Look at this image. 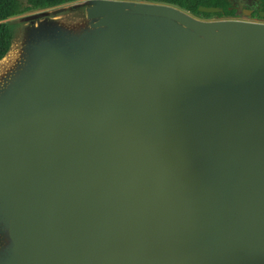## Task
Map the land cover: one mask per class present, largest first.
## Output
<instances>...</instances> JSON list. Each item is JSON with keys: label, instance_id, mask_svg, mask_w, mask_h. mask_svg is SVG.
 Segmentation results:
<instances>
[{"label": "water", "instance_id": "water-1", "mask_svg": "<svg viewBox=\"0 0 264 264\" xmlns=\"http://www.w3.org/2000/svg\"><path fill=\"white\" fill-rule=\"evenodd\" d=\"M12 39L0 264H264V23L79 0Z\"/></svg>", "mask_w": 264, "mask_h": 264}, {"label": "trees", "instance_id": "trees-1", "mask_svg": "<svg viewBox=\"0 0 264 264\" xmlns=\"http://www.w3.org/2000/svg\"><path fill=\"white\" fill-rule=\"evenodd\" d=\"M78 0H0V59L10 48L12 27L3 22L12 16L23 15L40 9L54 7ZM177 6L200 18H227L232 14L228 0H146ZM258 9L264 11V0H257ZM199 6L221 7L219 12H201Z\"/></svg>", "mask_w": 264, "mask_h": 264}, {"label": "flooded vegetation", "instance_id": "flooded-vegetation-1", "mask_svg": "<svg viewBox=\"0 0 264 264\" xmlns=\"http://www.w3.org/2000/svg\"><path fill=\"white\" fill-rule=\"evenodd\" d=\"M228 1L230 3L229 9H231L233 12L227 18L242 19L249 21H255L264 18L259 14V12L262 10L258 9L257 0H228Z\"/></svg>", "mask_w": 264, "mask_h": 264}, {"label": "rangeland", "instance_id": "rangeland-1", "mask_svg": "<svg viewBox=\"0 0 264 264\" xmlns=\"http://www.w3.org/2000/svg\"><path fill=\"white\" fill-rule=\"evenodd\" d=\"M79 1V0H78ZM72 2L70 3H65V4H61V5H57V6H54V7H49V8H45V9H40V10H37V11H33V12H30V13H34V12H40V11H45V10H50L52 8H55V7H59V6H65V5H68V4H71ZM28 14V13H26ZM25 15V14H23ZM192 15V14H191ZM20 16V15H18ZM18 16H12V17H9L8 19L6 20H3V22H6L7 24L11 25V27L13 25H15V21H16V18ZM194 16V15H192ZM198 19H202V20H215V19H218V18H210V19H206V18H200V17H197V16H194ZM220 19H224V18H220ZM255 22H261V23H264V18H261V19H258V20H255ZM18 42L16 40L13 41L12 39V44L10 46V49L9 51L7 52V54L5 55V57L0 60V72L2 71H5L10 65H12V63L14 62L15 58L17 57V53H18V48H19V45L17 44Z\"/></svg>", "mask_w": 264, "mask_h": 264}]
</instances>
